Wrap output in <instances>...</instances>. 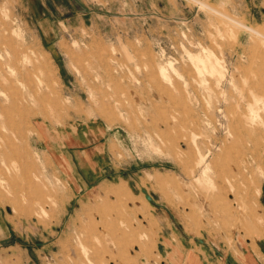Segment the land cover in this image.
I'll return each mask as SVG.
<instances>
[{"label":"rangeland","instance_id":"rangeland-1","mask_svg":"<svg viewBox=\"0 0 264 264\" xmlns=\"http://www.w3.org/2000/svg\"><path fill=\"white\" fill-rule=\"evenodd\" d=\"M263 175L264 0H0V264L239 255Z\"/></svg>","mask_w":264,"mask_h":264},{"label":"crops","instance_id":"crops-1","mask_svg":"<svg viewBox=\"0 0 264 264\" xmlns=\"http://www.w3.org/2000/svg\"><path fill=\"white\" fill-rule=\"evenodd\" d=\"M257 200L264 216V175L259 182ZM262 227L264 229V221ZM201 245L202 242L199 241V246ZM254 245V248H241L240 254L235 256L232 254L222 255L216 251L208 253L205 249H196V264H264V232Z\"/></svg>","mask_w":264,"mask_h":264},{"label":"water","instance_id":"water-1","mask_svg":"<svg viewBox=\"0 0 264 264\" xmlns=\"http://www.w3.org/2000/svg\"><path fill=\"white\" fill-rule=\"evenodd\" d=\"M144 198L147 199V200H150L151 199L150 195L147 194V193L144 194Z\"/></svg>","mask_w":264,"mask_h":264}]
</instances>
